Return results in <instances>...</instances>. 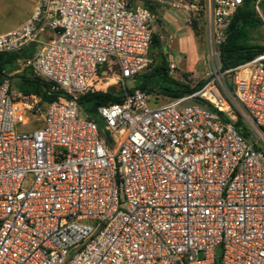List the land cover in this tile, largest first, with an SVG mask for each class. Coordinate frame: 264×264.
Segmentation results:
<instances>
[{"label":"built area","instance_id":"1","mask_svg":"<svg viewBox=\"0 0 264 264\" xmlns=\"http://www.w3.org/2000/svg\"><path fill=\"white\" fill-rule=\"evenodd\" d=\"M148 1L201 25L212 61L198 91L162 105L124 85L151 63L157 18L140 4L36 0L0 34V54L38 45L23 65L58 92L43 103L0 79V264H264V53L220 63L243 0ZM113 85L102 137L78 98Z\"/></svg>","mask_w":264,"mask_h":264},{"label":"trees","instance_id":"2","mask_svg":"<svg viewBox=\"0 0 264 264\" xmlns=\"http://www.w3.org/2000/svg\"><path fill=\"white\" fill-rule=\"evenodd\" d=\"M130 4L142 5L154 13L155 6L148 0H130ZM253 0H243L233 16L224 44L220 47L221 70H229L248 62L264 53V46H247L242 42L244 29L248 26L258 25L259 19L253 9ZM263 7V5H261ZM262 11L264 9L261 8ZM195 27L193 28L194 32ZM195 33V32H194ZM159 50L161 61L159 65L153 67L151 72L145 76L136 77V88L148 92H155L165 96L168 100L179 99L184 95L192 94L198 91L205 81L191 86L189 75L180 74L183 82H177L168 74L167 61L161 43L153 35L150 51ZM149 51V55H150ZM19 59L18 53L0 54V77L6 67L12 66ZM28 84L33 87V92L39 96L43 103H50L58 97V92L52 91L51 86L40 81L38 78L28 80ZM230 88V87H229ZM130 91V90H129ZM122 91L118 85L110 86L106 92H93L78 98V105L84 115L96 123L101 136L106 137L104 123L97 113V108L109 104L120 103Z\"/></svg>","mask_w":264,"mask_h":264},{"label":"rangeland","instance_id":"3","mask_svg":"<svg viewBox=\"0 0 264 264\" xmlns=\"http://www.w3.org/2000/svg\"><path fill=\"white\" fill-rule=\"evenodd\" d=\"M36 0H0V34L11 31L17 28L20 24H22L27 18L31 16L34 10ZM264 9V4L263 7ZM263 18L258 17L259 24L248 26L244 29L242 42L247 46H264V11H262ZM194 39L188 43V41L179 42L183 45L184 48H190L191 50H196V57L192 62L195 63L193 74L189 75L190 85L194 86L202 81L207 80L210 73H212V61L207 56V47L206 42L204 41V31L201 25L195 26L194 29ZM175 42V41H174ZM177 42V43H179ZM176 46H178V44ZM172 48L169 52V56L172 55ZM167 55H165L166 57ZM150 59L151 63L148 68L140 75L145 76L148 75L154 66L159 65L161 61L159 50L150 51ZM192 57L189 56V60ZM22 63H18L16 67H13L10 71H7L5 74L8 76L11 88L14 92L25 95L27 92H33V87L31 85L23 82L22 79L16 78L20 74H13V70L21 69ZM101 76L108 78L107 82L112 83V75L108 73H101ZM170 77L175 81H180L181 77L179 73L170 74ZM226 80V78H225ZM183 81V80H182ZM124 85L128 90H132L136 88L137 81L135 79H127L124 81ZM148 98L151 106L162 105L167 103L169 100L155 92H148ZM36 125L29 123L25 126L19 128V130L28 133L35 129Z\"/></svg>","mask_w":264,"mask_h":264},{"label":"crops","instance_id":"4","mask_svg":"<svg viewBox=\"0 0 264 264\" xmlns=\"http://www.w3.org/2000/svg\"><path fill=\"white\" fill-rule=\"evenodd\" d=\"M154 14L157 18V26L154 35L161 43L164 53L167 55V65L169 63H173L176 67V73L193 74V67L195 66V63L192 61L196 57V50H191L187 47L184 48L183 45L179 42L181 39H183L182 41H188V43L192 41L194 39L193 30L183 26L181 15L170 12L165 8L155 6ZM51 37L52 35L47 33L42 38V41L47 42ZM175 43H177L178 46H176ZM171 45L173 46L171 51L172 55L169 56ZM37 48L38 45L36 44L27 45L21 52L18 53L19 59L12 66H8L5 68V70L3 71V76L8 77L5 73L7 71H10L13 67H16L18 63H22V68L13 70L11 75L16 73L20 74L16 78L22 79L23 82L26 84H28L29 79L36 78V76L32 73L29 68L24 67L23 62L27 58L32 56V54L36 51ZM189 56L192 57L191 60H189ZM1 78L2 76L0 77V79ZM178 82H183L182 78Z\"/></svg>","mask_w":264,"mask_h":264}]
</instances>
